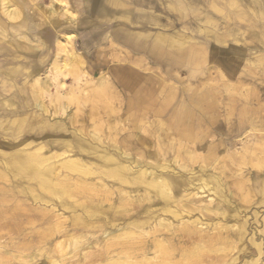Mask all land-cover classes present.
<instances>
[{"label": "rangeland", "instance_id": "obj_1", "mask_svg": "<svg viewBox=\"0 0 264 264\" xmlns=\"http://www.w3.org/2000/svg\"><path fill=\"white\" fill-rule=\"evenodd\" d=\"M21 1L23 5L25 1L32 3L31 0ZM193 1L202 2L201 0ZM228 1L209 0L208 3H212L209 4L210 9L211 6L217 5V8L220 7L224 10L219 14L220 20L218 22L220 24L218 30L210 28L211 31L207 34L210 36L218 35L225 32V27L227 26L228 30L232 28L235 32H238L239 42H235V39L231 37H227L228 42L218 41V39H212L210 36L202 39L199 36V31L203 27L192 26L186 30L178 22H175L177 24L169 28H161L160 30L156 27L149 30L154 32L157 30L169 32V30L173 29L177 32H190L193 29L192 36L194 40L192 46L206 48L207 53L205 54L196 56L192 60H188L187 57V63L179 62L178 58L171 56L169 59L172 66L170 67L166 66L167 60L162 56L156 55L153 57L144 52H137L126 43L121 42V40L118 41L112 39L111 36L108 37L110 23L113 21L110 22L106 18L98 21L88 20L86 24L78 26L77 30H72L67 20L61 16L59 17V15H55V19L59 21L61 19L65 20V24L60 27L61 30L64 29L65 34H59L60 38H65V35L68 33L75 34L73 46L78 55L85 61L89 73L85 68L83 73L89 78L81 75L78 83L73 84L74 80L71 76L65 74V71L59 76L60 79L57 78V83L63 80L67 81V84H71L72 82L73 85H76L73 89L68 86L66 87V92H69V95L63 92V95H66V97L62 98L59 102H64L68 109L58 115L51 114L54 105L51 103L49 94L42 91L37 93L39 100L47 108V112L41 113L34 105L36 99L26 93L29 99L27 108L31 111L32 115L34 114L33 117L43 116L44 119L52 123H62L64 126H68L67 130L71 132L73 126H69L66 120V112L71 111L75 117L73 123L77 131L85 134V138L89 137L88 134L91 131L99 132L103 141L102 144L107 145L104 148L108 151H111L109 146L112 144V141L109 140V137L112 136L115 138V142L119 143L124 150L128 152L132 151L129 160L134 156L132 154L133 151H136L138 152L140 161L142 160V164L149 165L150 169L158 171V173L160 172L161 164H170L173 167L175 166L173 160L176 159L177 163H184L188 167L187 173H182V176L188 177L194 183L196 182L197 185H200L202 182L196 176L200 175L206 178L205 173L212 175L210 183L219 180L218 182H221L222 187L225 188L223 191H218L222 195H225L226 198L219 197L215 192L217 189L213 188L212 185H210V190L205 186L206 190L199 189L202 192L194 197L188 205L194 211L189 210V213L186 214L187 217L191 216L188 218L189 220L197 219L200 221L202 224L199 225H202L208 230V234H210L208 235V249L210 250L204 254L206 256L204 264H239L238 262H242L246 258L257 257L258 243H261L262 247H264V234L261 232L262 227H264V187H262L264 183V45H262L264 43V31L260 20L254 22L252 16L248 14L243 6L244 2L248 4L250 0H244V2L243 0H234L235 4L230 5ZM42 2L48 5L50 0H42ZM71 2L73 4L70 8L72 12L70 16L75 18V22L77 19L82 20L85 15L81 3L79 4L80 0H72ZM105 5L109 9L112 8L109 3L105 2ZM28 7L29 5H25L26 12L31 16V10ZM126 7L134 6L121 5L115 8L122 10ZM234 7L236 8V13L234 12ZM238 8L240 12L237 11ZM151 10L154 12V15L159 16L162 24L165 23L167 17H171L169 14H175L162 9L160 5ZM226 13L230 14V18H227ZM237 15L240 16L238 21L241 24L238 22L233 23ZM21 17L22 15L18 19H21ZM52 22V24H56L55 20ZM249 24L252 26H249ZM35 28L32 30V33L38 34V31L35 32ZM52 35L50 31L47 35L49 38L45 40L47 42L46 46H40L37 52H32L35 54H32L33 63L37 61L38 65L42 66L41 73L50 70L49 64L54 52L53 40L55 39L54 35ZM69 36L72 37L71 35ZM176 36L182 40L179 34ZM0 37L3 39L8 38L1 31ZM40 38L39 36H33L34 41L31 45L35 46L38 43L37 41H40L35 40ZM227 45L229 47L237 46L245 50L244 56L240 58L230 56L226 51ZM0 56L1 59H6L2 60L0 64L1 109L2 107L6 108L4 104L6 103L5 99L11 98L17 104L20 101H24V91L29 94L33 93L29 90L28 86L23 84V80L21 79L22 74L20 72L24 67L23 55L15 49L14 44L11 42L0 43ZM6 57H9V60ZM183 57L184 55L180 58ZM10 67V70L13 73L16 72V74H11V77L8 79L3 74ZM14 67L16 68L15 70L13 69ZM118 67L126 68V70L118 69L117 73L114 72L112 68L117 69ZM229 67L234 69V75H227ZM127 68L138 73L136 74L137 77H133L129 83L127 81H118L114 74L120 78L125 77L126 72H129ZM101 70H105L107 73L105 75L109 77L106 84H103V89L89 93L82 91L83 82L87 78L89 80L94 79L93 77L98 76L99 74H96ZM223 73H226V76H223ZM128 74V77H130L131 74ZM63 75L64 78H62ZM50 89L54 90L53 87ZM191 119L196 124L193 129L196 137L193 140L187 138V135H192L190 132L192 130ZM10 120H1L0 116V126L5 124L4 129L7 130L10 127L14 128L15 124L10 123L8 125ZM81 125L83 129L79 130V128H82ZM2 129L0 127V130ZM123 142H127L128 145L125 146ZM149 143H152V147L154 148H161V153L153 152L148 154ZM183 147L191 149L194 154L197 152L199 155L196 153L195 156L198 158L197 160H200L192 162L193 164L189 163L191 161H187V159H185L186 162L181 161L179 157L183 158L185 156V149H182ZM207 151L210 153V158ZM191 160L193 161L194 159ZM202 167H205L203 173L201 172ZM0 172L4 174L0 178V187L11 189L9 192H5L6 195L0 193V209L7 211V213L2 210L0 211V264H38L43 258H45L46 264H87L95 260V253L86 249V244L91 242L95 244L101 241L102 232L96 234L94 238L88 235L84 241L72 244L74 237L70 226L71 213L69 210L63 211L54 207V214H59L58 218L53 214H51V218L48 215L43 216V213L39 210V204L33 200L30 192L24 193L20 191V187L12 184L13 181L17 179L23 180V178H19L8 166L3 164H0ZM61 173L66 174L67 171L62 169ZM170 174L176 176L172 172ZM178 175L181 174H177V177ZM104 182L106 185L101 187V192H98L97 196L93 197V202L89 204L99 205V210L103 212L101 214L104 216H115L124 220L127 216L129 217L131 214L138 212L140 208L148 207L151 203L148 200H141L138 197L139 194L129 187L112 186L108 178ZM24 186L26 187L24 190L28 191L27 184H24ZM105 188L108 191L103 193ZM178 191L181 190L178 189ZM74 192L75 196L69 199L67 204H73L77 200H84L83 196H77V190H74ZM229 192L233 195L230 196ZM121 195L126 196L125 201L127 202L125 204L129 205L128 210L122 211L119 208L121 206ZM5 196L9 199V201L7 200L8 202L3 201L6 199ZM98 196L104 197L105 200L100 202ZM223 199L227 201L224 202ZM55 200L61 202V199ZM205 200H211V206H220L224 213L218 216L202 211L204 214L202 215L197 208L203 207L199 204H204ZM128 202H135L139 207L132 211L134 206L132 207ZM36 207L39 209H36ZM50 208H52V205L44 210H48L51 213ZM153 209H156V207ZM217 217L221 218L217 219ZM175 220L173 223L176 226L182 221ZM214 224H220L221 229L214 232L212 230V227L215 226ZM235 225H241L245 228L242 240L236 238V234L240 230ZM79 232L84 231L80 229ZM251 235H253L254 239ZM212 246L217 247L213 249ZM41 249H46L44 256ZM216 249L219 251L217 250V252ZM4 250L8 251L10 255L18 256L16 258L10 257L4 253ZM221 250L224 251L222 252ZM35 253L37 255L33 256V261L30 262L29 257ZM82 253H85V257L88 258L87 260L84 258L85 261L83 262L80 260L83 255ZM106 262V260H103L101 264H105Z\"/></svg>", "mask_w": 264, "mask_h": 264}, {"label": "bare ground", "instance_id": "obj_2", "mask_svg": "<svg viewBox=\"0 0 264 264\" xmlns=\"http://www.w3.org/2000/svg\"><path fill=\"white\" fill-rule=\"evenodd\" d=\"M201 1L203 4H208V8H206L205 6L203 7V10L201 12L200 10H198L199 12H196L197 16H195L198 18L199 23L203 24V28H200L201 30L199 31V36L203 39L210 36L207 34L210 33V28H216L215 30H218L220 24V22H218V20H220L219 14H221L224 9L220 7L217 8V5L214 7L210 5L211 9H213L211 10L209 4L212 3H208L209 0ZM38 2L36 3V9L40 12L39 14L43 16V24H49L51 22V19L58 15L68 22L73 20V17L70 16V14L72 13L69 7L70 5H68L65 0H50L48 5L44 4L42 0ZM228 2L229 5L235 4L234 0H229ZM13 3V0H0L2 13L6 16V18H8V20L16 22L21 16V10L17 6H14ZM191 3L197 4L198 2H194L193 0H191ZM246 3H243L245 10L250 16H252L254 22L260 20V22L262 23L261 26H263L262 29L264 31V0H250L248 4ZM197 6L198 8H200V3L197 4ZM44 10H46L45 13ZM214 11L216 14L213 13ZM237 11L240 12L239 8L237 9ZM234 12L236 13V8L234 9ZM226 16L227 18H230L229 13H226ZM238 18H240V16L237 15L234 18L233 23L238 22L241 24V22L238 21ZM190 22L192 21L190 20ZM249 26L252 25L249 24ZM225 28V32L219 33L215 36H210V38H215V40L218 39V41L222 40L228 42L227 37H231L235 39V42H239L237 34L238 32H235V30H233L232 28L228 30L227 26ZM69 35H71L72 37H70ZM75 37L76 36L74 34H66L65 38L57 37L55 39L54 54L49 64V71L41 73L40 68H34L26 76H24L23 84L25 86H28L29 90L33 94H29L28 92L24 91V101H20L17 104H15V102L11 98L4 100L6 102L4 104L6 105L7 109L3 107L0 109L1 120L9 121L11 118H13L10 120L8 125L11 123L13 125L15 124V126L14 128L10 127L8 130L4 129L5 124L0 126L1 128H3L2 130H0V164L8 166L11 171L19 176V178H23V180L17 179L16 181H13L12 184L14 186L20 187V191L24 193L30 192L33 200L37 201L40 206V209L37 208L38 206L36 207V209H39L40 212L43 213V216L48 215L51 218V214H53L58 218L59 214H54V207H57L58 209H61L63 211L69 210V212L71 213L70 226L74 237L72 239V244L84 241L88 237V235L94 238L96 234L102 232L101 241L95 244L92 242L86 244V249L91 250L95 253V260H92L87 264H101L103 260L107 261L105 264H204L203 262L206 259V256H204V254L208 250H210L208 249V235L210 234H208V230H206L202 225H199L202 224L200 223V221H198L197 219L189 220L188 218H190L191 216L187 217L186 214L189 213V210L194 211V209L189 208L188 205L191 203L194 197L198 196L202 192L199 189H205L207 187L210 190V185H212L213 188L215 187L217 189L215 192L219 197L226 198L225 195H222L221 192L218 191H223V189L225 188L222 187L221 182H218L219 180L214 183H210V178L212 175L205 173L206 178L201 177L200 175L196 176V178L200 180V182H202L200 183V185H197V183H194L193 180L188 179V177L186 178L182 176V173H187L186 171H188V167L184 163H177L176 159L173 160V163L175 165L173 167L170 166V164H161L160 172L158 173V171L156 172L150 169L149 165L142 164V160L140 161V157H138V152L136 151H133L132 154H134V156L131 158V160H129V156L131 155L132 151L128 152L124 150L121 145H119V143L115 142V138L112 136L109 137V140L112 141V144H109L110 146L108 145L111 151H108L104 148L107 145L102 144L103 141L101 135H99V132L91 131L88 134L89 137L85 138V134L77 131L73 123L75 117L71 111L66 112V120L68 121L69 126H73L71 132H68V126H64V124L59 122L52 123L44 119L43 116L33 117L34 114L32 115L31 111L26 107L28 106L29 100L27 96L28 94L31 95L32 98L36 99L34 105L41 113L47 112L46 105H44V103L39 100L37 94L38 92L40 93L42 91L43 93L49 94L51 103L54 105L51 114L58 115L68 109L67 105L64 102H59L62 98L64 99L66 97V95H63V92H66V87L68 86L73 89V87L76 86L73 84L78 83L81 75L88 77L83 73L84 63L81 57H79V55L73 49L72 43ZM19 38H25V36H19ZM262 45H264V43ZM244 47L246 46L244 45ZM226 48L227 54H229L230 56H234L235 58L243 57L245 54V50L240 49L237 46L229 47V45H227ZM192 51H197L199 55L207 53L206 48L203 47L193 48ZM64 71L66 72L65 74L72 77V79L74 80L73 84L72 82L71 84H67V81H63L62 79L60 83H57V78H59V76H61ZM234 74V69H231L229 67V72L227 73V75L231 76ZM223 76H226V73H223ZM62 78H64V75ZM88 78L83 82L82 89V91L86 93L102 90L103 84H106L107 78L109 77H107V75L100 74L96 77H93L94 79L92 80H89ZM54 80L56 83L54 82ZM51 87H53L54 90L50 89ZM66 94L69 95V92H66ZM23 122L24 124H22ZM195 125V122L192 120V130L190 131L192 135L186 134L189 140H193L196 137L194 134L195 132H193ZM82 129L83 126L82 128H79V130ZM196 140L198 139L196 138ZM123 144L125 146L128 145L127 142H123ZM152 146V143L148 144V154L153 152L161 153V148H154ZM182 149H185V156H183V158L179 157L181 161L186 162L185 159H187V161H191L189 163H192L198 159L195 156L197 152L194 154L191 149H187V147H183ZM207 153L208 157L210 158V153L208 151ZM198 157L200 158V156ZM191 159L194 160L192 161ZM204 168L202 167L201 169L202 173L204 171ZM62 169L66 170L67 173H61ZM176 169L177 171H175ZM171 172L176 176H172V174H170ZM177 174L181 175H178L177 177ZM227 174L229 175V173ZM3 176L4 174L0 172V178ZM106 178L110 179L112 186L116 185L120 187H129L133 189L134 192H137L139 194L138 197L141 200H148L151 201V203L148 207L140 208L138 212L131 214L129 217L127 216V218H125L124 220L120 217H107L102 215L101 213L103 212L99 210V205L89 204L93 202V197L97 196L98 192H101V187L106 185L104 182ZM94 180L100 182H96ZM24 184H27L28 191L24 190L26 188ZM262 187H264V183ZM178 189H180L181 191H178ZM9 190L11 189L0 187V193H2L3 195H6ZM74 190H77V196H83L84 200H77L74 201L73 204H67L69 202L68 200L75 196ZM107 191L108 190L105 188L103 190V193ZM229 195L231 196L233 194L229 192ZM98 197V200L100 202H103L105 200L102 196ZM55 199H61V202H58ZM7 200L9 201V199H7L6 197V199H4L3 201L8 202ZM125 200L126 196L121 195V206L119 208L122 211L129 209V205L125 204V202H127ZM210 201L205 200L204 204H199L203 207L197 209H199L201 213L202 211H206L209 214L212 213L213 215L218 216L222 215L224 213L223 209L218 205L211 206ZM223 201L226 202L227 200L223 199ZM129 203L132 207L134 206V209L132 208V211L135 210V208L139 207L135 202H128V204ZM50 205H52V208L49 209L51 213H49L48 210H44L49 208ZM155 207L156 209H153ZM1 210L2 209H0V211ZM2 211L7 213L6 210ZM202 215L204 214L202 213ZM219 218L217 217V219ZM174 220L182 221H180L176 226L173 223ZM214 225L215 226L212 227V230L214 232H217L218 229H221L219 226L220 224ZM235 226H238L240 230L239 232H237L236 238L238 240H242L245 228L241 225ZM262 228L263 229L261 230V232L264 234V227ZM80 229L84 232H79ZM251 236L253 237V235ZM263 248L264 247H262L261 243H258L257 257L246 258L242 262L238 263L264 264ZM217 250L218 249H216V251ZM41 252H43L42 255L44 256L46 254V249H41ZM4 253L6 255H9L10 257L13 256L14 258L18 256L10 255V253H8V251L6 250H4ZM36 253L29 257L30 262L33 261V256H36ZM84 258L85 260L88 259L87 257H85V253L82 255L80 260L83 262L85 261ZM38 264H46L45 258H43Z\"/></svg>", "mask_w": 264, "mask_h": 264}, {"label": "crops", "instance_id": "obj_3", "mask_svg": "<svg viewBox=\"0 0 264 264\" xmlns=\"http://www.w3.org/2000/svg\"><path fill=\"white\" fill-rule=\"evenodd\" d=\"M31 1H33L32 2L33 4L25 1L23 5L21 0H13L14 6H17L21 10V15H22L21 19H19L16 22H12L8 20V18H6V16L1 11V5H0V31L4 36L8 37L7 39H3L0 37V43L11 42L12 44H14L15 49L20 53H22L24 67L23 69H21L22 71L20 73L22 74L21 79L23 81H24V76H26L34 68H40V70L42 69V66L41 65L39 66L37 61L36 63H33L32 58L33 55L35 54H33L32 52H37L40 46H46L45 44L47 42L45 40L49 38L47 36L49 32L51 31L55 39L59 37V34L65 32L64 29L62 30L60 29V27H62L63 24H65V20L63 19L59 21L58 19L52 18L49 24H43L44 23L42 20L43 16L39 14L40 12L36 9V3L38 1L37 0L35 1L31 0ZM65 1L68 5H70L69 7L71 8L73 4V2H71L72 0H65ZM105 2L109 3L112 6V8L110 9L107 8ZM80 3L85 16L83 17L82 20L77 19L76 22H75V18H73V20L70 22L67 21V23L70 24L69 26L72 28V30H77L78 26L86 24L88 20L98 21L106 18L110 22L113 21L112 23H110L111 26H110V32H108L107 35L108 37L111 36L112 39L114 40H118V41L121 40V42L126 43L129 47H131L133 50L137 52H144L153 57L156 55L157 56L160 55L166 58L167 61L165 64L167 67L172 66L169 59L171 56L174 58H178L177 60L183 63L184 62L187 63L186 61L187 57L188 60H192V58L199 56V53L197 51H192L193 48L200 47V46H195V47L192 46L194 40L192 36L193 29H191L190 32H177L176 30L173 29L169 30V32H164L160 30L161 28H169L177 24L175 22L182 24L186 30H188V28L192 26L203 27L202 26L203 24L199 23L198 18L195 16H197L196 12L198 13L199 12L198 10H200L201 12L203 10V7L206 6V8H208V4L203 5V3L200 2L201 7L198 8L197 4L199 3L192 4L190 0H80L79 4ZM25 5H29L28 8H30L31 10L32 13L31 16L28 12H26ZM121 5L122 6L132 5L134 7H126L125 9L123 8L122 10L115 8L116 6H121ZM158 5L162 6V9H166L169 12L175 13V14H169L172 17V19L171 17H167L164 24L160 22L161 20L159 16L154 15V12L151 10V9L154 10ZM45 11L46 10H44V13ZM34 18H35V22H34ZM54 20L56 22L55 25L52 24L53 23L52 21ZM190 20L192 22H190ZM34 27H36L35 32L38 31L39 35L37 33L36 34L32 33ZM156 27L160 30H157L155 32L149 31L150 29ZM45 33L47 34L46 36ZM68 34H74V33H68ZM177 34H179L182 40L177 38L176 36ZM19 36H25V38H19ZM33 36H37V37L39 36V38L42 37L40 39L35 40V41L40 40L37 41L38 43H36L35 46L31 45V43L34 41ZM55 39L53 40L54 41L53 44L55 43ZM73 49L75 50L74 46ZM75 52L77 53L76 50ZM183 55L184 57L180 58ZM6 58L9 60V57ZM2 60H6V59H1L0 56V64ZM82 61L84 63V68L88 72L87 67L85 65V61L83 59ZM10 69L11 67L9 68V70H5V74H3L8 79L11 77V74H16V72L13 73ZM13 69L15 70L16 68L14 67ZM112 69H114L113 71L116 73L118 72V69L126 70V68H122V67H118L117 69L116 68H112ZM127 69H128L127 71L129 72H126L125 77L120 78L118 77V75L114 74V76L118 81H127V83H129L130 80L133 79V77H137L136 74L138 73H136L132 69L131 70L129 68ZM0 73H1V66H0ZM128 73L131 74L130 77H128L129 75ZM98 74L105 75L107 73L105 72V70H101L96 75ZM28 105H29V100H28Z\"/></svg>", "mask_w": 264, "mask_h": 264}]
</instances>
